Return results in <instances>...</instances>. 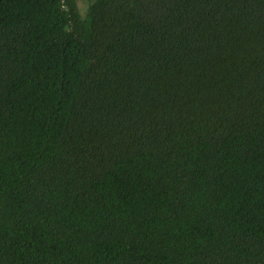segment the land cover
<instances>
[{"label":"trees","instance_id":"1","mask_svg":"<svg viewBox=\"0 0 264 264\" xmlns=\"http://www.w3.org/2000/svg\"><path fill=\"white\" fill-rule=\"evenodd\" d=\"M0 264H264V0H0Z\"/></svg>","mask_w":264,"mask_h":264}]
</instances>
